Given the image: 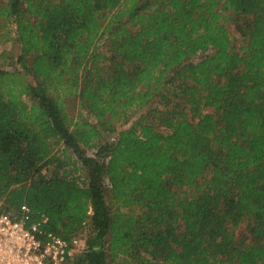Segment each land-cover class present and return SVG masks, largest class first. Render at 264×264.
I'll return each mask as SVG.
<instances>
[{"label": "trees", "instance_id": "obj_1", "mask_svg": "<svg viewBox=\"0 0 264 264\" xmlns=\"http://www.w3.org/2000/svg\"><path fill=\"white\" fill-rule=\"evenodd\" d=\"M0 21L6 213L88 226L76 264H264V0H5Z\"/></svg>", "mask_w": 264, "mask_h": 264}, {"label": "built area", "instance_id": "obj_2", "mask_svg": "<svg viewBox=\"0 0 264 264\" xmlns=\"http://www.w3.org/2000/svg\"><path fill=\"white\" fill-rule=\"evenodd\" d=\"M46 218L29 222V209L23 205L19 217L3 210L0 200V264H76L75 257L85 249L80 236L65 240L45 232Z\"/></svg>", "mask_w": 264, "mask_h": 264}, {"label": "rangeland", "instance_id": "obj_3", "mask_svg": "<svg viewBox=\"0 0 264 264\" xmlns=\"http://www.w3.org/2000/svg\"><path fill=\"white\" fill-rule=\"evenodd\" d=\"M5 0H0V4H2ZM104 43L103 41L99 44V48H103ZM19 47L17 42H15V34H14V29L13 26L7 25L4 26L1 21H0V70L6 71V72H12V71H18L21 69V66L16 62V58L19 55ZM103 67V66H102ZM77 101L70 102L66 100L67 103V109L70 113V115H76L77 112H80L83 116H86L87 113L86 111L80 108H78V103ZM158 100L157 99H152L150 102V105L147 108H152L157 104ZM142 109L131 115L129 118V123H125L124 126H128L133 120L137 119L139 114H144L145 110L147 109ZM88 120L94 121V119L91 116H86ZM162 130V129H160ZM104 140L112 142L114 140V134L108 135ZM93 154V151H88V155ZM83 174V173H82ZM88 226H86L87 228ZM83 229L80 233L79 236L81 238H84V236L87 234V229ZM244 226H241L240 229L237 231V234H240V232L243 230Z\"/></svg>", "mask_w": 264, "mask_h": 264}]
</instances>
